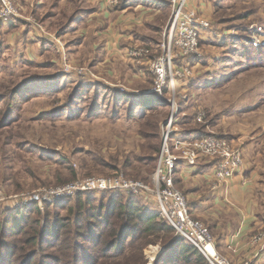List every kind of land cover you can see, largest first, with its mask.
<instances>
[{"label": "rangeland", "instance_id": "obj_1", "mask_svg": "<svg viewBox=\"0 0 264 264\" xmlns=\"http://www.w3.org/2000/svg\"><path fill=\"white\" fill-rule=\"evenodd\" d=\"M15 1L19 3V0ZM41 1L44 0H27V13L32 14ZM44 2L49 8L64 4L61 0ZM63 6L70 9L68 5ZM201 8L206 10L205 16L213 26L210 32L203 34L201 50L204 59L193 62L199 74L197 82L184 91H177V94L191 98L188 106L178 102L182 108L177 126L183 136L191 130H199L206 135L242 141L250 171L257 176L256 200L261 203L262 208L258 210L264 215V105L261 106L264 101V69L247 70L241 48L243 41H250L255 47L264 46V3L262 0H203ZM44 16L52 18L54 15L52 10L46 14L37 13V24L43 23L53 32L65 34L59 38L60 44L53 45L59 55L48 47L50 49L42 60L27 57L26 43L21 38H12L9 26H0V260L2 258L7 263L19 245L15 234L10 231L13 225H8L11 214L32 211L28 215L36 219L31 197L48 194L74 181L109 178L116 174L136 180L139 164L135 163V158L145 161L153 155L149 151L142 152L141 145L156 143L154 130L145 128V121L157 117L163 137L164 124L172 114L169 102L170 111L162 107L151 109L147 99L142 100L144 104L140 102V94L154 87V76L146 65H142L145 71L141 74L135 73L129 64L124 63V53H108V38L98 37L104 29L95 18L89 24L92 26L89 33L97 35L93 36L97 41L92 44L91 37L79 34L77 38L69 29L71 14L60 20L61 23L59 17L45 21ZM17 25L22 26L19 22ZM164 29L160 31L158 45L163 40ZM76 44H80L76 50H81L77 57L74 56L76 66L93 73L100 82L64 71L65 58L71 65L69 49ZM94 45L101 47L98 52ZM57 75L61 82L53 78ZM50 80L52 82L47 83ZM17 86L20 91L15 97L11 90ZM78 86L82 89H77ZM122 90L133 97L120 99L124 93ZM41 94L49 96H38ZM170 96L172 98L173 94L168 88L163 99L169 100ZM69 103L73 105L67 108ZM154 110L164 112L154 113ZM199 113H206L204 123L197 121ZM148 137L152 138L151 142ZM127 160L137 169H126ZM72 169L77 174L74 180L71 178ZM152 176H146L147 181H136L150 185ZM81 195L85 208L94 211L102 203L105 204L103 208H107L111 198H119L117 195L122 193ZM74 198H71V204L67 202L55 209L52 202L36 207L45 215L46 209L50 208V218L55 210L66 216L70 214V207L77 203ZM87 198L90 200L84 202ZM59 204L61 202L56 203ZM148 208L155 209L154 205H148ZM211 233L216 244V237ZM151 241L153 243L146 245L141 254L126 251L125 255L134 254V257L124 258L120 264H172L178 251L174 248L171 253H164L166 244L155 238ZM52 243L46 242L35 248L38 254L34 264H53ZM86 247L85 253L97 259L95 247ZM73 263L85 264L83 260ZM174 264L184 263L178 257Z\"/></svg>", "mask_w": 264, "mask_h": 264}, {"label": "built area", "instance_id": "obj_2", "mask_svg": "<svg viewBox=\"0 0 264 264\" xmlns=\"http://www.w3.org/2000/svg\"><path fill=\"white\" fill-rule=\"evenodd\" d=\"M110 7H118L119 0H107ZM171 14L164 29L160 52L150 48H138L130 53L132 59L145 60L154 76V87L148 93L164 98L165 89L172 91V98L166 99L172 107V114L164 124L163 145L158 158L152 183L145 184L131 180L123 174L112 177H97L74 181L54 189L45 195H33L34 205L56 204L80 194L122 193L138 197L146 205H154L161 217L174 229L177 239L184 240L198 249L211 264H230L216 249L215 239L210 229L196 219L190 210L188 200L176 186L181 167L194 169L202 161L212 164V191L228 189L231 181L245 171L246 160L242 147L235 141L218 135L192 133L183 136L177 126L180 112L179 101L188 106L191 98L177 91H184L198 80L196 60H203L201 50L203 34L212 30L213 23L191 0H170ZM22 19L15 0H0V23L9 25ZM47 37V33L37 26ZM51 43L60 44L56 38L48 36ZM64 71L89 76L99 81L86 69H76L66 61ZM122 92L126 93L125 90ZM206 113H199L197 121L204 123ZM41 209V208H40ZM42 210V209H41ZM264 241V232L255 236L253 242Z\"/></svg>", "mask_w": 264, "mask_h": 264}, {"label": "crops", "instance_id": "obj_3", "mask_svg": "<svg viewBox=\"0 0 264 264\" xmlns=\"http://www.w3.org/2000/svg\"><path fill=\"white\" fill-rule=\"evenodd\" d=\"M44 1L38 3L32 14L27 13V0H19L20 4L17 1L22 19L6 25L16 24L15 31L17 32L16 34L14 31L12 32V38H21L23 43H26L27 57L42 60L50 49L48 47L54 49L59 55L60 52L56 46L53 47L54 43L49 41L48 36L60 41L59 38L63 37L65 32L55 33L51 30L52 28H46L43 23V25L40 22L37 24L35 18L37 13L46 14L52 10L54 16L52 18L44 16L45 21L59 17V23H61L60 20L71 14L69 29L77 38L79 34L81 37H91L92 44L96 43L97 40L94 37L97 35L89 33L92 28L89 24L95 18L104 29V32L100 33L98 37L108 38V53H124L122 56L124 63L129 64L135 73L139 72V74L145 71L142 65L148 66L147 62L132 59L130 53L143 47L150 48L154 53H159L161 45H158L157 41L160 31L166 27L171 14L170 0H119V6L115 8L110 7L107 0H61L64 4H55L54 8H49ZM191 3L199 7L204 15L206 14V10L201 8L203 0H191ZM63 5L70 6V9H66ZM208 5L210 7V3ZM56 10L58 11L57 15ZM18 22L22 26L19 27ZM109 22L110 25H108ZM39 25L44 33H47V37L38 29ZM81 37L80 39H82ZM44 41L47 42L45 46L43 45ZM73 46L69 49L70 63L76 66L77 62H75L74 56L77 57L81 50H76L80 44ZM94 46L97 52L101 48L99 45ZM54 62L56 61H52V63ZM105 62H110V60H105ZM74 68L82 69L77 66ZM91 79L100 82V80ZM235 142L243 148L246 155L242 141L235 140ZM245 159L244 173L247 171L246 175L243 173L233 179L228 189L212 191L213 170L212 164L208 161H202L194 169L182 167L178 172L176 183L177 187L185 194L192 215L204 222L215 235L216 249L223 258L230 264H264V241L253 242L255 236L264 232V215L258 210V208H262V205L256 200L255 181H257V176L255 177L254 173L250 171L246 156Z\"/></svg>", "mask_w": 264, "mask_h": 264}, {"label": "trees", "instance_id": "obj_4", "mask_svg": "<svg viewBox=\"0 0 264 264\" xmlns=\"http://www.w3.org/2000/svg\"><path fill=\"white\" fill-rule=\"evenodd\" d=\"M262 1L264 3V0ZM15 25L9 26L8 32H13ZM0 26H2L1 23ZM63 29L67 28L64 27ZM46 44L47 42L44 41L43 45L45 46ZM241 48L242 59L247 62V68L245 67L247 70L264 69V46L255 47L250 41H243ZM49 64L52 63L50 62ZM37 67L44 69L41 66ZM53 78H55L56 82H61L59 76ZM49 82H52V80L47 81V83ZM17 87L11 90V94L15 97L19 96L20 89ZM79 88L82 89V86L77 87V89ZM38 96L46 97L49 95L41 94ZM140 96L142 97L140 102L144 99L149 100L148 106L151 109L162 107L163 109L169 108L168 110L170 111V104L160 96L148 93L147 91L140 94ZM132 97V95L127 93L119 96L120 99L126 100ZM142 103L144 104V102ZM179 103L184 106L183 101ZM143 104L140 106H143ZM70 105L73 104L69 103L66 107L68 108ZM263 105L264 101L261 106ZM182 106L180 107L182 108ZM92 110L95 109L92 108ZM163 112L154 110V113L163 114ZM149 118L145 121L144 127L154 130L156 143L154 145H141L142 152L149 151V153L153 154L149 160L143 161L135 158V163L139 164L138 172L135 171L138 176L136 180L142 181H147L145 177L152 176L155 173L163 145V137L160 131L161 124L159 125L158 118L154 116ZM192 133L206 135V133L199 130H191L186 135L189 136ZM151 139L148 137L149 142H151ZM128 162V160L125 162L127 163L126 169L133 171L137 169V166H134L133 163L129 165ZM178 167L180 171L181 165L179 164ZM71 172V178L73 180L76 179V172L73 169ZM81 196L83 195L80 194L76 199L74 198L77 200V203L74 207H70L68 210L70 214L66 216H62L59 211L55 210L54 216L50 218V214L48 213L51 212L50 208L46 209L47 215H45L36 205L34 207L36 219L32 215H28L32 211L27 213L18 211L16 215L11 214L8 225H13L10 231L15 234L19 245L15 247L13 257L8 263L34 264L38 254V252H35V248L41 245L44 246L46 242H53L51 245V249L53 248L54 252L53 264H74L73 262L76 260H83L85 264H120V260L134 257V254L125 255L126 251L131 250L133 253L139 252L141 254L144 247L153 243L151 240L155 238L167 245L164 253H171L170 251L175 249L178 251L172 259V264L177 262L178 257L182 259L184 264H207V259L198 249L186 241L174 237V229L161 217L160 212L156 208L149 209L148 205L144 204L138 197L123 196V194L117 195L119 198H111L108 205H106L107 208H103L105 204L102 203L98 209L92 211V208H85ZM86 200H90V198L85 199L84 202ZM71 201L72 199L64 200L61 204H55L52 208H58L67 202L71 204ZM0 230L2 232L1 228ZM6 230L8 229L6 228ZM86 245L95 247L94 252L98 255L97 259L90 258V253H85ZM30 249L34 251L30 252ZM6 263L1 258L0 264Z\"/></svg>", "mask_w": 264, "mask_h": 264}]
</instances>
